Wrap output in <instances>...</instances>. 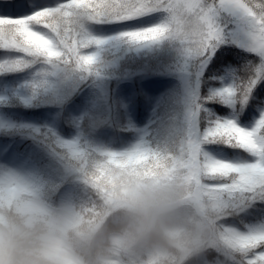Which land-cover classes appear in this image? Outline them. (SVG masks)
I'll return each mask as SVG.
<instances>
[{
    "label": "snow or ice",
    "instance_id": "6c2138e0",
    "mask_svg": "<svg viewBox=\"0 0 264 264\" xmlns=\"http://www.w3.org/2000/svg\"><path fill=\"white\" fill-rule=\"evenodd\" d=\"M105 26L118 35H97ZM164 42L178 47L186 68L202 70L194 76L183 126L163 145L140 143L124 151L49 142L44 133L50 151L84 189L64 202L100 210L113 168L180 175L212 215V229L189 264H264V0H0V76L46 69L29 85L34 94L58 73L98 74L106 47ZM226 46L246 54L244 64L233 82L213 85L218 77L209 65L216 66ZM214 104L229 115H217L209 107ZM5 187L51 200L42 185L15 171L0 172Z\"/></svg>",
    "mask_w": 264,
    "mask_h": 264
},
{
    "label": "clouds",
    "instance_id": "9594fccd",
    "mask_svg": "<svg viewBox=\"0 0 264 264\" xmlns=\"http://www.w3.org/2000/svg\"><path fill=\"white\" fill-rule=\"evenodd\" d=\"M104 186L98 211L0 189V264H189L212 229L180 175L113 168Z\"/></svg>",
    "mask_w": 264,
    "mask_h": 264
},
{
    "label": "rangeland",
    "instance_id": "374dc122",
    "mask_svg": "<svg viewBox=\"0 0 264 264\" xmlns=\"http://www.w3.org/2000/svg\"><path fill=\"white\" fill-rule=\"evenodd\" d=\"M118 32L105 26L96 34L111 38ZM104 50L109 55L100 63L98 74L81 77L58 73L49 76L48 86L35 94L29 85L37 79L38 72L46 69L24 71L14 82L17 98L25 103L37 101L48 108L38 114L0 110V129L8 127L14 133H54L64 137L59 131L63 121L74 129L73 141L100 149L124 151L140 143L150 146L166 143L186 120L196 84L194 76L202 70L186 68L178 47L168 42L143 47L118 43ZM199 92L203 95L200 88ZM120 129L133 130L131 135L139 138L131 140L129 147L124 148L123 144L121 150L114 148L115 138L125 143ZM5 170L33 178L53 202L72 200L68 186L52 183L40 171L35 172V163L0 144V172Z\"/></svg>",
    "mask_w": 264,
    "mask_h": 264
},
{
    "label": "trees",
    "instance_id": "16d2710c",
    "mask_svg": "<svg viewBox=\"0 0 264 264\" xmlns=\"http://www.w3.org/2000/svg\"><path fill=\"white\" fill-rule=\"evenodd\" d=\"M8 11H12V9H8ZM226 47L228 50L224 51V55L221 57V60L216 62V66L214 68L212 65H209V68L212 69L213 73H215L218 78L221 75H226L227 77L232 78L233 82L238 77V70L241 68V65L244 64L243 56L246 54L241 53L240 49H236L232 46ZM108 50L101 51L100 63L106 61V57L109 55ZM22 73L23 72L0 76V110L4 113L24 112L35 114L46 111L48 105L45 106L38 104L37 101L25 103L24 100L17 98L19 95H17L15 91L14 82ZM204 75L206 78L208 77L207 72H205ZM221 80L212 81L211 83L213 85H217L221 83ZM259 87L264 88V84H261ZM200 91L203 92V95H206L208 87L204 83H201ZM209 107L219 116L226 117L229 115V109L220 104L209 105ZM70 108L72 109L73 106H70ZM135 117L137 118V114ZM131 118L132 117H130V119ZM137 121L141 122L140 118H138ZM92 125L96 126V123L93 122ZM102 126L103 128H106V126ZM59 130L62 134H64V137L49 136V142L55 138H59L64 141H73L76 136L74 134V129L67 126L63 121H61L59 125ZM120 130L123 133L122 135L125 143H122L121 138H115V143L112 144V147L114 148L119 147L121 150L123 149L121 148L123 144H125L124 148L129 147L131 140L134 139V141H137L139 138L131 135L134 132L133 130ZM0 144L6 149H11L19 155H23L30 161L34 162L37 169L41 171L40 173L43 177L50 179L52 183H60L62 187L68 186L71 189L73 200L83 192V186L79 183V181L65 171L62 163L56 158V156L53 155L52 151H50L49 143L45 142L42 133H14L11 132L10 128L6 127L4 129H0Z\"/></svg>",
    "mask_w": 264,
    "mask_h": 264
}]
</instances>
